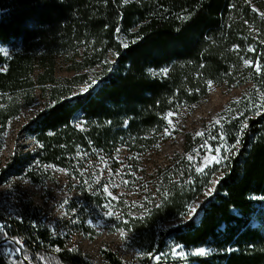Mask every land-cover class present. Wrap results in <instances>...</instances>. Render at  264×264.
Segmentation results:
<instances>
[{
    "label": "trees",
    "instance_id": "1",
    "mask_svg": "<svg viewBox=\"0 0 264 264\" xmlns=\"http://www.w3.org/2000/svg\"><path fill=\"white\" fill-rule=\"evenodd\" d=\"M209 81L249 86L145 182V157L179 133L168 113L206 99ZM35 104L23 127L35 147L0 160L17 203L0 209V264H96L75 236L100 235V220L127 232L144 264H264V0H0V151L9 122ZM238 139L227 160L195 171ZM54 169L76 195L49 220L11 186L46 187ZM115 173L134 199L112 195ZM100 256L133 264L106 245Z\"/></svg>",
    "mask_w": 264,
    "mask_h": 264
},
{
    "label": "rangeland",
    "instance_id": "2",
    "mask_svg": "<svg viewBox=\"0 0 264 264\" xmlns=\"http://www.w3.org/2000/svg\"><path fill=\"white\" fill-rule=\"evenodd\" d=\"M63 65V66H62ZM65 64L63 60H58V74L62 76H71L73 72L64 69ZM97 71V70H96ZM95 72V70H94ZM94 72L89 75L93 76ZM249 84L241 85L228 89L225 86L211 85L209 96L200 103L193 105L190 108H184L179 113L170 117V122L179 131V133L172 139L162 143L158 149L151 151L144 159L146 164V176L144 181L149 182V175L157 165L166 164L175 154H184V133L189 131H197L203 123L217 121L219 114L228 106V104L241 95L247 92ZM81 89V88H80ZM38 109V105L24 109L23 112L8 124V133L5 136L4 148L0 151V160L5 161L14 149L19 151L30 150L35 147V141L23 132L25 123L30 119L33 113ZM57 176V182H49L46 187L36 185L27 180H19L12 183V188H18L20 192H25L29 197L33 198L36 203L41 205L47 212V217L54 218L63 213L64 201L76 195V191L68 192L67 174L64 170L54 169ZM106 175V173H105ZM118 173H115L114 181L110 187L112 195L117 197L124 194L128 199H134L136 192L127 191L119 182ZM111 177L112 174H107ZM7 184H0V209L12 214L17 203L13 200V194L8 190ZM15 191V190H14ZM133 210V209H132ZM135 214V213H134ZM176 223V221H171ZM100 235L93 238H88L81 235H76L77 246L87 253L94 263L105 264L100 256V249L105 245L117 250L120 255L127 261L133 264H144L138 260L140 256L136 249L129 248L127 238L130 235L125 232V236L121 237L119 231H108L107 224L100 220L97 222ZM180 251L176 250L174 256L179 255ZM159 260L158 256L153 257L154 263Z\"/></svg>",
    "mask_w": 264,
    "mask_h": 264
},
{
    "label": "snow or ice",
    "instance_id": "3",
    "mask_svg": "<svg viewBox=\"0 0 264 264\" xmlns=\"http://www.w3.org/2000/svg\"><path fill=\"white\" fill-rule=\"evenodd\" d=\"M253 11H255V10H253ZM125 46H127V45H125ZM244 63L247 65L249 62H248V60H244ZM93 83H95V81H93ZM211 83H212L211 81L208 82L209 85H211ZM89 87H90V85H86L85 88H84L82 91L87 92ZM168 116L171 117V116H172V113H168ZM217 123H219V121H217ZM246 127H247V124H244V125L242 126L241 131H243V128H246ZM198 135H202V134L198 133ZM214 138H215V137H214ZM218 139H221V140H222L223 137H218ZM239 142H240V141H239V139H238V140L236 141L235 144H233V145L229 146V148L225 149L224 151H225L226 154L223 155V156L220 155V153H221V146H217V147H215L214 149H208V155L203 156L202 159H201V161H200L199 163H197V164L194 165L195 171H196L197 173H201V174H203V173H204V169H205L206 167H209L211 164H213V163H214V164H220V163L222 162V160H227V159H228L227 153L230 152L232 148L237 147V145L239 144ZM202 147H205V148L207 149V147H208V146H207V142H206L205 145H203ZM212 151H214V152L216 153V156H212V155H211V152H212ZM197 154L199 155V153H197ZM188 160H189V161H192V160H193V157H192V156H189V157H188ZM47 167H51V165H48ZM216 182H217V181H213V184H215ZM86 183H87V182H86ZM96 183H99V181L97 180ZM103 191H104L105 193H108V195H111V193H110L109 190H108V187H104ZM211 191H212V190L210 189V190H209V193H207V194H210ZM163 195H164L165 198H166V197H167V192L163 193ZM113 199H115V197H113ZM134 207H135V205H134ZM139 207L144 208L143 205H140ZM157 207H159V205H157ZM149 211H150V209L144 208V212H145V214H147V212H149ZM195 212H196L195 207H193V208L190 209V213H195ZM190 213H186V215H188V214H190ZM112 214H113V213H112L111 207H109L108 215H112ZM116 218H117V219H120V218H121L120 214H117V215H116ZM125 223H126V222H125ZM119 234H120L121 237H124V236H125V232H124V230L121 229V230L119 231ZM15 243L19 244L20 241H15ZM173 253L176 254V249H175V248L173 249ZM206 254H207V253L205 252L204 249H200V250H198L197 252L193 253V255H199V256H203V255H206ZM179 255L183 256L184 253L181 251V252L179 253Z\"/></svg>",
    "mask_w": 264,
    "mask_h": 264
}]
</instances>
